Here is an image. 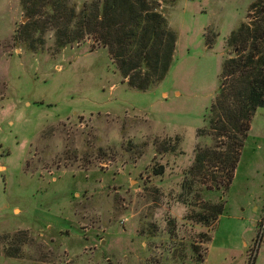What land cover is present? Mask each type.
Instances as JSON below:
<instances>
[{
	"label": "rangeland",
	"instance_id": "374dc122",
	"mask_svg": "<svg viewBox=\"0 0 264 264\" xmlns=\"http://www.w3.org/2000/svg\"><path fill=\"white\" fill-rule=\"evenodd\" d=\"M90 1L71 0L78 10ZM254 1L162 2L174 58L158 85L139 91L90 39L58 50L46 31L30 49L17 39L21 1L0 0V264H264V107L227 192L182 186L197 147L213 143L199 130L227 39ZM220 197L206 241L186 216Z\"/></svg>",
	"mask_w": 264,
	"mask_h": 264
},
{
	"label": "trees",
	"instance_id": "16d2710c",
	"mask_svg": "<svg viewBox=\"0 0 264 264\" xmlns=\"http://www.w3.org/2000/svg\"><path fill=\"white\" fill-rule=\"evenodd\" d=\"M27 21L17 39H30L29 48L38 50L36 34L53 31L56 47L92 41L91 48L104 47L130 88L147 91L167 75L174 58L177 34L160 9L161 3L176 0H92L78 10L71 0H20ZM242 22L227 39L231 47L219 74L218 92L210 107L207 134L212 145L198 146L186 173L183 189L194 192L201 185L225 193L235 177L252 118L264 107V0H255ZM208 44L211 42L207 38ZM49 127L43 134L52 133ZM171 143L157 146L168 152ZM164 173V167L155 169ZM201 211L186 218L206 228V241L225 209V200L202 203ZM195 252L198 245H193ZM198 261H204L200 254Z\"/></svg>",
	"mask_w": 264,
	"mask_h": 264
},
{
	"label": "built area",
	"instance_id": "2783aa9c",
	"mask_svg": "<svg viewBox=\"0 0 264 264\" xmlns=\"http://www.w3.org/2000/svg\"><path fill=\"white\" fill-rule=\"evenodd\" d=\"M261 228H262V232H264V220H262V222H261Z\"/></svg>",
	"mask_w": 264,
	"mask_h": 264
}]
</instances>
